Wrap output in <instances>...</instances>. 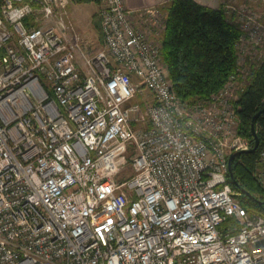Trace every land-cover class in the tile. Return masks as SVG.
Listing matches in <instances>:
<instances>
[{"label":"built area","instance_id":"1","mask_svg":"<svg viewBox=\"0 0 264 264\" xmlns=\"http://www.w3.org/2000/svg\"><path fill=\"white\" fill-rule=\"evenodd\" d=\"M100 1L91 54L71 0H0V264H264V214L228 181L230 155L253 146L242 83L184 103L161 40L132 22L153 10ZM237 14L243 64L264 21ZM259 162L264 187V144Z\"/></svg>","mask_w":264,"mask_h":264},{"label":"trees","instance_id":"2","mask_svg":"<svg viewBox=\"0 0 264 264\" xmlns=\"http://www.w3.org/2000/svg\"><path fill=\"white\" fill-rule=\"evenodd\" d=\"M225 7L222 4L212 8L195 0L168 2L162 57L174 89L186 104L209 99L228 83L232 75H236L243 85L236 101L239 132L253 145L252 120L264 108V47L259 48L261 57L248 62L246 59L243 64L240 62L238 44L244 33L234 20L235 14L231 19ZM242 65L251 69L245 78ZM256 127L260 137L258 150L234 159L233 176L229 174L228 181L244 207L250 212L264 214V187L256 175L260 166V149L264 144V112L258 117Z\"/></svg>","mask_w":264,"mask_h":264},{"label":"rangeland","instance_id":"3","mask_svg":"<svg viewBox=\"0 0 264 264\" xmlns=\"http://www.w3.org/2000/svg\"><path fill=\"white\" fill-rule=\"evenodd\" d=\"M226 7L228 11V16L232 19V15L236 13L234 16V20L240 24L241 17L238 18V10H243L246 13L256 12L261 14V19L264 21V0H225ZM70 12L71 20L73 21L77 30L84 36L88 50L91 54H93L99 47L102 46V34L100 30L101 26V1L100 0H92L89 2H78L75 0H71V5L68 7ZM151 13H147L145 17H141L139 13L132 17V22L136 26H138L141 30H143L146 34L150 36H157L158 42H162L163 33H164V24L166 23V18L168 17V9L167 4L158 5L154 8ZM100 23V24H99ZM249 50L248 60L257 59L254 57L256 54H262L260 49L255 52V50ZM246 57V56H245ZM244 57V59H245ZM253 59V61H254ZM244 67V66H243ZM249 66H246L247 72H251ZM249 75V74H248ZM144 92L146 94H151V91L148 88H144ZM139 102L143 106V101L141 97H137L131 101V104ZM247 142H249L247 140ZM133 153L132 148L128 154L129 162L123 169V171L119 174L118 180L121 182L127 181L131 179L134 175V166L133 159L131 155ZM260 166H258L259 168ZM257 168V169H258Z\"/></svg>","mask_w":264,"mask_h":264},{"label":"crops","instance_id":"4","mask_svg":"<svg viewBox=\"0 0 264 264\" xmlns=\"http://www.w3.org/2000/svg\"><path fill=\"white\" fill-rule=\"evenodd\" d=\"M171 0H124L126 7L132 11H140L146 8L156 7L158 5L167 4ZM198 3L209 6L212 8H218L222 4H225V0H195ZM226 5V4H225Z\"/></svg>","mask_w":264,"mask_h":264},{"label":"water","instance_id":"5","mask_svg":"<svg viewBox=\"0 0 264 264\" xmlns=\"http://www.w3.org/2000/svg\"><path fill=\"white\" fill-rule=\"evenodd\" d=\"M264 112V108H262L254 117H253V120H252V133L254 135V144L253 146L250 148V149H247V150H240V151H236V152H233L231 155H230V158H229V167H230V174L233 176V161L234 159L243 154V153H247V152H255L258 150L259 146H260V137H259V134H258V131H257V127H256V121L258 119V117ZM249 196H253L252 194H250L249 192H246ZM254 197V196H253Z\"/></svg>","mask_w":264,"mask_h":264}]
</instances>
